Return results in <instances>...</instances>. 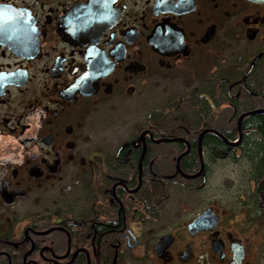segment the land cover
Instances as JSON below:
<instances>
[{
  "label": "flooded vegetation",
  "instance_id": "af4514ba",
  "mask_svg": "<svg viewBox=\"0 0 264 264\" xmlns=\"http://www.w3.org/2000/svg\"><path fill=\"white\" fill-rule=\"evenodd\" d=\"M257 110L264 1L0 0V264H264Z\"/></svg>",
  "mask_w": 264,
  "mask_h": 264
},
{
  "label": "rangeland",
  "instance_id": "374dc122",
  "mask_svg": "<svg viewBox=\"0 0 264 264\" xmlns=\"http://www.w3.org/2000/svg\"><path fill=\"white\" fill-rule=\"evenodd\" d=\"M159 103L160 106H162L164 104V101L162 99H159ZM224 117L225 116H223L222 119H226V117ZM226 120L228 121V117ZM234 123L235 122H230V125L227 124L228 130H230L227 134L232 133V136L236 135V132H231V130L234 128ZM167 125H169L168 122ZM237 154L235 155V158ZM248 168L249 163L247 160L245 161V159L238 160L237 162L231 160L230 158L223 161H217L216 163L208 161L207 182L205 186L209 190L208 193L213 195L219 194V192H217L216 190L221 189L222 186L229 189L235 187V185L239 181V178L243 177V174L248 172Z\"/></svg>",
  "mask_w": 264,
  "mask_h": 264
},
{
  "label": "trees",
  "instance_id": "16d2710c",
  "mask_svg": "<svg viewBox=\"0 0 264 264\" xmlns=\"http://www.w3.org/2000/svg\"><path fill=\"white\" fill-rule=\"evenodd\" d=\"M249 121L250 122L251 121H254V122L258 121L264 127V116H261L260 118H258V117L252 118L251 120H248V124L250 123ZM223 135L230 142L236 140L235 135L232 136V134H227V133H224ZM257 135H258V138L260 137L259 138L260 140L264 141V130L261 131V132H258ZM205 140H206V145L205 146H206L207 154H208V156H211L213 158L215 156L225 155L226 154V150L231 148V146H227L226 144H224L220 139H218L215 136H208ZM246 150H248V149H246ZM258 150L259 151H264V146L260 147ZM244 152H246V151L244 150ZM261 156H264V154L262 153Z\"/></svg>",
  "mask_w": 264,
  "mask_h": 264
},
{
  "label": "water",
  "instance_id": "95a60500",
  "mask_svg": "<svg viewBox=\"0 0 264 264\" xmlns=\"http://www.w3.org/2000/svg\"><path fill=\"white\" fill-rule=\"evenodd\" d=\"M250 1H253V2H263L264 0H250ZM264 111H261V110H257V111H251L247 114H244L243 116H246V115H256V114H263ZM215 133V132H214ZM219 138H221L223 140V142L228 145V146H233L234 144L230 143L229 141H227L222 135H219L218 133H215ZM241 138V135L240 137ZM162 141H177V140H162ZM177 165H178V161H177ZM179 170V168H178ZM183 177L185 178H193V177H189V176H185V175H182ZM196 177V176H194ZM210 211H206L197 221H196V224L197 225H200L201 223V227H205V223H207L208 221H214V219L211 217L210 215ZM215 222V221H214Z\"/></svg>",
  "mask_w": 264,
  "mask_h": 264
}]
</instances>
